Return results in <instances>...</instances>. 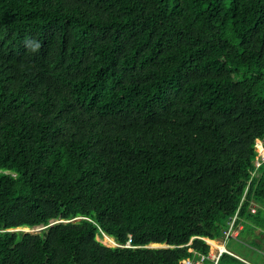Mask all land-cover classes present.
Segmentation results:
<instances>
[{"label":"trees","instance_id":"16d2710c","mask_svg":"<svg viewBox=\"0 0 264 264\" xmlns=\"http://www.w3.org/2000/svg\"><path fill=\"white\" fill-rule=\"evenodd\" d=\"M258 140L264 0H0V264H263Z\"/></svg>","mask_w":264,"mask_h":264},{"label":"crops","instance_id":"0c3cea01","mask_svg":"<svg viewBox=\"0 0 264 264\" xmlns=\"http://www.w3.org/2000/svg\"><path fill=\"white\" fill-rule=\"evenodd\" d=\"M238 226H239V228H241V225H238ZM207 241H208L210 247H209V250H208V252L206 253L205 256L208 257V258H210L211 260H213V263H214V261H216V259H218L219 255L221 254L222 251H226L228 253L233 254L229 250V249H231L230 242L226 238H219V239H215V240H209L208 239ZM237 257L242 258L240 256H237ZM242 259L244 260V262L246 261V263H248V264L258 263L257 260H259V258H254V260L253 259H250V261L249 260H246L244 258H242ZM200 264H204L203 261L200 262Z\"/></svg>","mask_w":264,"mask_h":264},{"label":"built area","instance_id":"2783aa9c","mask_svg":"<svg viewBox=\"0 0 264 264\" xmlns=\"http://www.w3.org/2000/svg\"><path fill=\"white\" fill-rule=\"evenodd\" d=\"M261 142H262V141H261ZM263 146H264V145H263ZM262 160H264V154H262L261 157H260L259 154H258L257 160H256V162H255L256 165L258 166ZM251 211H255V208L252 207V208H251ZM234 219H235V217L232 218L228 230L225 231V233H224L225 238H227V237H231V236H235V235L237 234V231H238L239 226L236 227V228L233 227ZM204 256H205V255H200L199 258L196 259V260H193V259H192V260H191V259H185V260H183V262H185V263H187V264H200V262L203 261ZM240 259L243 260L242 258H240ZM243 261H244V260H243ZM245 262H246V261H245ZM215 263H216V261H214L213 264H215Z\"/></svg>","mask_w":264,"mask_h":264},{"label":"rangeland","instance_id":"374dc122","mask_svg":"<svg viewBox=\"0 0 264 264\" xmlns=\"http://www.w3.org/2000/svg\"><path fill=\"white\" fill-rule=\"evenodd\" d=\"M256 148H257V151L259 153V156L261 157L262 154H264V146H263V143L258 140L257 143H256ZM254 205V204H253ZM256 206V205H254ZM39 228H33V229H28V228H24V230H28V231H31V232H36ZM99 240L107 245H114L115 242L110 238L104 236L103 238H99ZM264 243V241L262 242V244ZM260 260V259H259ZM262 263L264 264V257H262L261 259Z\"/></svg>","mask_w":264,"mask_h":264},{"label":"water","instance_id":"95a60500","mask_svg":"<svg viewBox=\"0 0 264 264\" xmlns=\"http://www.w3.org/2000/svg\"><path fill=\"white\" fill-rule=\"evenodd\" d=\"M18 229V228H17ZM149 246H154V247H158V246H165L164 244H151V245H149ZM218 257V256H217ZM216 261H217V259H216Z\"/></svg>","mask_w":264,"mask_h":264}]
</instances>
